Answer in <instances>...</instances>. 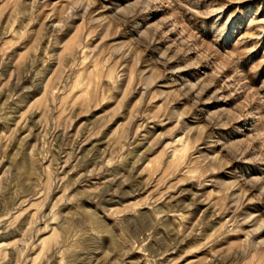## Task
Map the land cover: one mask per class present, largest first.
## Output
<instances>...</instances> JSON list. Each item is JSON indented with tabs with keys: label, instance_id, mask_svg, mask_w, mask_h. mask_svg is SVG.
I'll use <instances>...</instances> for the list:
<instances>
[{
	"label": "rangeland",
	"instance_id": "obj_1",
	"mask_svg": "<svg viewBox=\"0 0 264 264\" xmlns=\"http://www.w3.org/2000/svg\"><path fill=\"white\" fill-rule=\"evenodd\" d=\"M0 264H264V0H0Z\"/></svg>",
	"mask_w": 264,
	"mask_h": 264
}]
</instances>
